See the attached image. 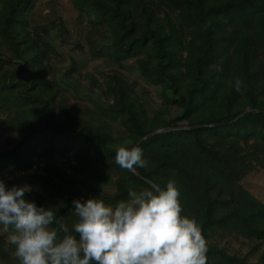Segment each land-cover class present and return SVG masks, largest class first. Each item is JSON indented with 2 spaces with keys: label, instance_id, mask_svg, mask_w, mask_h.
I'll use <instances>...</instances> for the list:
<instances>
[{
  "label": "rangeland",
  "instance_id": "obj_1",
  "mask_svg": "<svg viewBox=\"0 0 264 264\" xmlns=\"http://www.w3.org/2000/svg\"><path fill=\"white\" fill-rule=\"evenodd\" d=\"M258 108L264 0H0V180L70 231L73 200L174 179L207 264H264V114L236 119ZM159 129L147 167L116 163ZM14 252L0 231V264Z\"/></svg>",
  "mask_w": 264,
  "mask_h": 264
},
{
  "label": "clouds",
  "instance_id": "obj_2",
  "mask_svg": "<svg viewBox=\"0 0 264 264\" xmlns=\"http://www.w3.org/2000/svg\"><path fill=\"white\" fill-rule=\"evenodd\" d=\"M115 161L128 170L147 167L139 145L118 146ZM30 191L0 180V231L15 246L19 264H207L201 227L181 215L174 179L164 187L129 189L128 199L115 205L73 200L77 221L71 231L52 208L26 199Z\"/></svg>",
  "mask_w": 264,
  "mask_h": 264
},
{
  "label": "water",
  "instance_id": "obj_3",
  "mask_svg": "<svg viewBox=\"0 0 264 264\" xmlns=\"http://www.w3.org/2000/svg\"><path fill=\"white\" fill-rule=\"evenodd\" d=\"M247 111H257V112H263L264 109H261V108H258V109H247V110H244L243 112H241L237 117L243 115L245 112ZM236 117V118H237ZM201 126V124H189V125H179L177 127H172V128H167L168 130L170 129H190V128H195V127H199ZM166 129H159V130H155V131H152V132H149L147 134H145L144 136H142L141 138H139L133 145H140L147 137H150L152 135H155L159 132H163L165 131ZM142 178H144L146 181L150 182V183H153V181L141 174H139Z\"/></svg>",
  "mask_w": 264,
  "mask_h": 264
},
{
  "label": "trees",
  "instance_id": "obj_4",
  "mask_svg": "<svg viewBox=\"0 0 264 264\" xmlns=\"http://www.w3.org/2000/svg\"><path fill=\"white\" fill-rule=\"evenodd\" d=\"M261 109H264V108H261ZM245 114H246V116L262 115V114H264V111H263V112L247 111V112H245L243 115L237 117L236 119L241 118V117L244 116ZM227 122H228V121H227ZM222 123H225V122H224V121L213 122V125H215V124H222ZM203 125H204V124H201V126H199V127H202ZM199 127L190 128V129H185V130H195V129H198ZM171 130H172V129H171ZM158 134H160V132L157 133V134H155V135H158ZM155 135H152V136H155ZM139 146H140V145H139ZM136 169H139V168L136 167ZM139 174L143 175L142 173H139ZM143 176H144V175H143ZM145 177H146V176H145Z\"/></svg>",
  "mask_w": 264,
  "mask_h": 264
}]
</instances>
